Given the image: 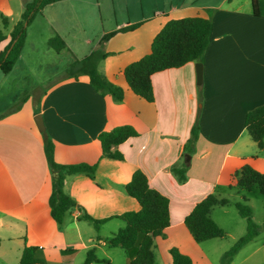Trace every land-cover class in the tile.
I'll list each match as a JSON object with an SVG mask.
<instances>
[{"label": "crops", "instance_id": "1", "mask_svg": "<svg viewBox=\"0 0 264 264\" xmlns=\"http://www.w3.org/2000/svg\"><path fill=\"white\" fill-rule=\"evenodd\" d=\"M26 1L0 0V15L7 19L0 50ZM93 1L100 23L93 38L114 32L105 41L106 55L97 70L122 88L123 97L114 102L95 91L86 75L63 73L49 83L37 102L29 106L30 97H25L23 105L0 116V264H17L25 245L37 247L38 264H80L90 249L103 264H111L115 254L111 256L106 241L123 226L113 216L139 208L123 191L135 169L168 200L169 223L163 236L153 240V264H169L172 247L188 257L200 249L203 261L212 264L203 248L193 244L183 219L207 194L225 198L218 188L222 175L233 185L232 174L243 164L264 174V150L256 148L243 125L245 113L264 104V0H256L257 13L252 12L250 0ZM90 2L60 0L45 5L39 13L50 30L42 34L45 29L36 22L32 34L38 31L41 42L58 35L63 41L70 36L79 44H91L92 38L77 32L95 20ZM176 13L210 20L209 41L200 61L201 83H195L196 61L155 72L151 75L153 101L147 102L131 92L121 70L147 53L153 36ZM28 35L26 31L12 68L0 71L3 77L23 69ZM35 113L42 116L56 162L96 163L93 178L66 177L65 191L78 207L66 212L60 230L49 214L50 175L42 135L33 122ZM195 119L198 131L190 142L189 129ZM122 124L131 125L137 135L115 148L121 159L100 157L97 133ZM250 147L258 154H248ZM185 152L188 158L180 162ZM178 167L185 168L181 181L172 171ZM79 207L95 219H109L95 229L89 221L77 219ZM103 227L109 230L99 235ZM118 262L127 263L125 254Z\"/></svg>", "mask_w": 264, "mask_h": 264}, {"label": "trees", "instance_id": "2", "mask_svg": "<svg viewBox=\"0 0 264 264\" xmlns=\"http://www.w3.org/2000/svg\"><path fill=\"white\" fill-rule=\"evenodd\" d=\"M60 0H28L23 5L19 19L11 25L9 41L0 50V71L7 73L18 58L24 45L26 26L37 11L45 5ZM253 13H257L256 0H250ZM7 19L0 16V42L5 39L4 29ZM130 26L129 28H132ZM210 20L199 16L168 19L151 39L149 51L137 60L126 64L122 76L131 92L147 102L153 101L151 75L169 68H176L191 61H201L203 52L209 41ZM122 28L121 30H124ZM114 32L103 34L97 41V47L87 55L71 63L70 76L83 74L88 77L91 87L101 95H108L114 102L121 101L123 90L120 86L107 80L97 70L98 62L106 55L105 41ZM46 46L54 51L64 47V41L54 35L46 40ZM37 111V107L34 108ZM244 129L257 149L264 150V104L247 111L244 115ZM198 131L195 119L190 127V138L195 139ZM43 152L50 175V192L47 198L49 214L55 221L57 229H61L66 212L78 207L75 201L65 191V180L68 176L84 175L93 178L96 163H58L53 159V144L45 131L41 132ZM135 129L128 124H122L110 130L100 131L96 139L100 146V157L121 159L115 149L128 138L136 136ZM176 180L184 177V167L173 168ZM234 185L243 191L255 188L264 196V174L253 169L248 164L241 165L232 174ZM126 195L134 198L139 205L136 211H125L113 216L123 222V226L113 232L107 239L108 247L120 248L127 258L126 264H153L151 247L153 240L163 236V230L169 223L168 200L158 191L147 184V179L140 170L135 169L128 182L123 185ZM243 201L234 203L238 215L245 219V233L239 236L220 257V264H229L236 252L260 232L262 226L251 219V208ZM226 198H217L207 194L194 204L184 217L183 223L191 237L198 243L211 238L223 237L224 231L210 218V209L215 205H225ZM77 219L89 221L95 229L109 218L95 219L88 215L81 207ZM37 247L23 246L17 264H38ZM169 264H193L191 259L179 252L175 247L168 250ZM92 249L88 250L80 264L97 262ZM103 261V260H100Z\"/></svg>", "mask_w": 264, "mask_h": 264}, {"label": "rangeland", "instance_id": "3", "mask_svg": "<svg viewBox=\"0 0 264 264\" xmlns=\"http://www.w3.org/2000/svg\"><path fill=\"white\" fill-rule=\"evenodd\" d=\"M90 1L91 2L89 3V5H92V8L94 10L95 20H93V23L91 21L88 22L84 25L87 28H84L82 30L78 29L77 32L79 34L83 33V37L88 35L90 38H92L91 44H79V40H76L70 36H66V39L64 40V47L61 48L59 52L54 51L51 47L46 46V41H39L41 35L36 36V34L39 33L38 31L35 30L34 34H32L35 29L34 24H36V22H39V24L42 25L45 29L42 30V34H45L50 30L49 26L48 28H45V19L41 17L39 11L35 13L33 18L26 26V31L30 35H28V38L26 40L28 44L26 45V49L24 52L25 55L23 58L25 60V63H23V69L17 71V74H13L8 77H3L0 74V116L7 115L10 109L23 105V100L25 97H30L29 106L32 105V101L37 102L39 97L41 96V92L46 90L49 83L55 77L69 72V67L71 66V63L76 60V56H78L79 58L84 57L92 49H95L97 47L96 41H98L99 39L97 40V38L93 37L94 33H96L95 31L100 30V23L97 20L98 6L93 4V0ZM189 16L193 15L185 14V16L180 17L179 14L176 13L169 19H177ZM17 20H15V22ZM52 21L55 22L54 20ZM76 21H78V19ZM104 23L105 20H103L102 22L103 26L106 25V23ZM186 144H188V142H186ZM248 151V154L250 155L258 154L254 147H250V150ZM187 158L188 154L185 152L181 154L179 159L180 162H184ZM223 178L224 183H222ZM218 188L219 191H222V193L226 194V196L224 197L228 200V202L225 205L213 206L210 209L209 214L212 221L214 223L216 221L217 224H215L224 231V236L211 238L198 243L193 242V244L198 246V248H203V251L207 253L208 261L210 263L220 264L221 254L225 250H227L239 236L245 233V219L238 215L234 203L237 201H243V198H246V201L244 202L251 208V219L256 224L262 226V228L257 236L244 244L236 252V254L232 258L231 264H264V196L259 194L255 188H252L248 192L238 189V187L234 184L231 185L229 182H227V177L225 180V177H223V175L221 177L220 183H218ZM83 224H85V226H90L92 232H94L92 226L88 225L87 222L83 221ZM108 230L109 227H103L99 231V235H101L102 233H107ZM255 247L257 248L255 249ZM109 250L111 256L115 254V258L111 264H118L119 256L121 257L124 254L123 251L117 247H111ZM201 251L202 250L200 249H194V253L190 254L191 257L189 258L191 259L193 264H208L206 261H203ZM98 259L99 261L93 262L91 264H103V262L100 261V258Z\"/></svg>", "mask_w": 264, "mask_h": 264}, {"label": "water", "instance_id": "4", "mask_svg": "<svg viewBox=\"0 0 264 264\" xmlns=\"http://www.w3.org/2000/svg\"><path fill=\"white\" fill-rule=\"evenodd\" d=\"M194 74H195V83L200 84L202 79V66L201 62H194ZM33 122L38 132H43L45 130L42 116L40 113L33 115Z\"/></svg>", "mask_w": 264, "mask_h": 264}]
</instances>
